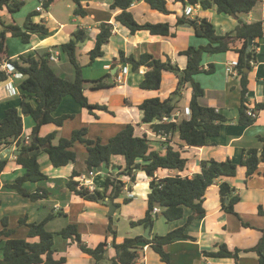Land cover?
Here are the masks:
<instances>
[{
  "label": "crops",
  "instance_id": "obj_1",
  "mask_svg": "<svg viewBox=\"0 0 264 264\" xmlns=\"http://www.w3.org/2000/svg\"><path fill=\"white\" fill-rule=\"evenodd\" d=\"M58 1H54L48 9L44 8L46 9L45 14H38L32 17L34 22L44 21L46 23L50 30L48 34H33L29 42H18L16 47L10 45V40L20 36L14 37L9 32L6 34L8 55L11 58H18L21 54L34 55L37 50H47L53 53V51L59 50L54 47L68 42L77 29L87 30L90 35L89 38L79 42L77 48L78 60L84 73L83 77L88 81L104 77L106 85L99 89H93L91 84L87 82L85 94L91 103L104 105L106 108L90 110L78 103L73 96L67 95L52 112V115L59 117L65 114H72L73 116L68 117L62 125H57L54 122L44 124L41 127L40 135L44 136L56 131L57 138L55 143H57L58 138H70L74 130L86 127L88 130L87 138L101 139L103 143H107L111 137L116 135L128 123H133L136 125L138 134L147 133L152 140L156 139V143L159 142L158 146L164 148L166 145L171 144L175 148L181 147L182 141L178 132L174 131L169 136V141H167L168 139L163 140L162 136L152 129L151 123L143 122L144 113L139 107L147 98L157 96L166 98L176 91L178 86L177 74L172 71L165 72L160 89H143L140 87V82L148 68L142 66L138 71H134L132 64L120 61V52L124 51L125 56L134 55L136 57L148 52L164 61L171 60L172 63L177 64L181 69L185 68L188 56L182 54V52L190 46L206 45L208 39L196 35L194 26L189 23L177 26L178 17L184 15V4L168 0V7L171 10L169 14L152 9L144 0L135 1L131 4L130 10L139 22H170L174 35L161 36L153 35L147 30H138L132 33L128 27L117 21L116 15L122 10L112 7L113 0H81L82 5L85 7L86 15L82 16L74 13L73 18H70L72 12L68 13V16L64 13H58V15L56 14L57 12H54V7L58 4ZM70 1L74 2L73 0ZM26 2L27 0H25ZM73 5L68 3L71 8H73ZM191 6L195 8V12L190 17L207 18L213 22L219 34L234 30L240 19L247 23L264 20V1L258 2L256 7L249 13L239 14L238 18L227 13L218 12L215 4L209 9H204L199 3ZM36 7L31 11L20 9L17 11L21 12L18 15H16L17 12L11 13L8 8H4L0 11V14L5 22L18 24L17 20L19 17L25 20L28 15L37 11ZM102 22H109L114 25L112 36L109 42L103 46L104 55L89 64V52L95 46L96 36L100 31L99 27ZM1 27L3 25L0 23ZM242 45L243 40H237L228 51L205 53L203 56L204 67L208 68L211 64H214L215 70L212 73L200 72L195 76V79L206 89L204 102L210 106H215L217 111L222 112L228 118V121L223 123L220 134L208 137V144L205 146L190 147L182 145L184 155L189 157L186 170L180 172L175 169H159L157 172L158 179L176 174L192 176L194 173L201 171L200 162L203 159L225 160L230 158L240 163L245 150L260 149L263 146L264 142H262L261 137H264V109L256 112L257 117L254 123L250 125H241L239 123L242 74L239 72L238 66L236 67V73L230 72L228 68L233 61H239L240 53L238 49ZM253 46L256 57L251 60L250 67L245 68L249 81V90L246 96L251 108L255 107L257 103H264V36L253 40ZM62 60L63 56L60 53L59 60L52 61L53 68L61 76L74 78V67L70 64L66 70L63 64L67 63H62ZM125 67L127 68V73L123 74ZM84 68L90 69L84 70ZM22 80V78L14 79L13 83L17 89L16 95H10L6 88V83L2 82L0 84V102H5L7 107L16 106L20 108L24 93ZM181 95L182 97L178 101L177 107L171 113L167 122L175 121L178 123L185 117V108L190 107L191 88L185 86L181 91ZM31 100L36 105L35 97L31 98ZM8 101H11V103H7ZM4 107L5 105L0 107V119L5 116L7 107L5 111ZM23 122V136H30L35 120L32 116H23ZM158 122L159 120L154 121V123ZM163 141H167V143L162 144ZM73 149L77 153L76 161L78 159V149H81L88 156L87 147L78 141ZM1 155L8 158V164L0 177V228H2V219L4 217L8 218L9 227L15 228L11 237L29 238V227L25 224L20 226L19 220L21 217H26L28 222H34L42 216L53 212L56 216L47 225L57 222L59 218L62 220L55 225L53 230L48 229L55 233V258L66 257L67 260L64 264H96V260L91 255L81 250L77 241L64 238L57 232L67 224L75 223L82 235V239L88 245L92 240H96V243H98L107 237L110 242L113 236L109 231V224L110 216H113L112 229L117 233V242L122 241L125 237L144 236L147 227L143 225L132 226L130 221L141 219L146 214L151 178H145L146 174L140 170H137L135 180H132L128 175L120 174L126 164L122 155L113 156L109 167L110 175H117L125 183L123 193L115 199L107 198L104 202L90 201L75 195L67 185L69 178L74 171L80 172V176L88 175V173L84 172L83 169H77L76 161L62 166H54L50 162L48 154H46L48 159L44 160L45 164H49L47 165V170L42 168L48 178L42 182L28 181L25 183V187L28 190L44 187L48 191V196L43 199L32 200L29 196L5 187V183L15 180L16 177L23 175L25 172V168L16 163L17 152L15 145L2 149ZM41 158L39 156L42 167ZM263 170L264 162L260 164L258 172L247 177L245 167L239 165L237 174L228 178V181L236 188V193L240 196L239 201L235 204V210L239 216L223 209L219 185L221 181L214 183L207 189L204 201L206 216L195 219L186 228V233L194 238H178L174 242L165 245V250L170 254L171 264L259 263L258 254L255 251H247L245 249L256 245L262 235L261 229L264 228V216L258 212L259 206L264 208ZM88 171L90 170L88 169ZM106 178L104 174L102 175V173L98 172L89 179L97 188L102 189ZM142 187H149L146 195L141 193ZM109 200H113L116 205L114 215H109ZM191 213L192 209L185 207L184 217L174 221H167L162 214L154 215V224L151 227L150 237L155 234L164 235L175 228L183 226ZM123 218L130 223V230L127 231V236L119 234V224ZM242 220L249 222L251 226H245ZM7 238L0 237V257L3 255L2 246ZM222 243L227 244L231 250L242 249L238 259L206 255V251L217 250ZM142 246L144 249L141 252L140 259L143 264H165L159 253L151 245L143 244ZM107 250L106 258L97 264H111V258L116 254V251L111 245H108Z\"/></svg>",
  "mask_w": 264,
  "mask_h": 264
},
{
  "label": "trees",
  "instance_id": "obj_2",
  "mask_svg": "<svg viewBox=\"0 0 264 264\" xmlns=\"http://www.w3.org/2000/svg\"><path fill=\"white\" fill-rule=\"evenodd\" d=\"M44 8L48 9L56 0H42ZM76 4L74 13L76 15H86L85 7L81 0H73ZM135 1L141 0H113L112 7L120 8L122 11L116 15L117 21L128 27L132 33L138 30H147L153 35L168 36L174 35L170 22H139L130 6ZM152 9L162 13L169 14L171 10L168 7V0H144ZM182 2L185 8L188 5L199 3L204 9L211 8L214 4L220 13H227L235 17L239 14L249 13L258 2L264 0H173ZM25 4V0H0V11L8 8L11 13L17 12ZM40 14L38 11L32 12L25 19L24 25L17 23H7L0 14V66L3 60H7L16 70L23 73L22 88L23 97L21 107L9 106L5 111V116L0 119V177L8 164V158L1 155L2 149L15 144L17 158L16 163L25 168L23 175L16 177L15 180L5 183V187L14 189L18 193L29 196L32 200L43 199L48 196V191L44 187H37L35 190H28L25 183L38 182L47 179L48 176L42 170L39 156L46 153L50 162L54 166L66 165L75 162L77 153L73 149L78 141L84 144L88 150L86 164L89 170L100 166L104 160L107 165H111V158L115 155H122L125 158V168L120 174L128 175L132 180L136 179L137 170H144L151 178L150 191L148 193V209L143 218L130 221L132 226L143 225L148 227L154 224V215L162 214L167 221H174L184 217L185 207L192 209L186 223L175 228L164 235H153L147 238L143 235L135 237H125L117 242V233L112 229L113 216H110L109 231L112 233V240L108 237L99 242L95 247L89 246L79 232L75 223L67 224L57 233L64 238H70L78 242L81 250L91 255L96 264L106 258L108 245L115 248L116 254L111 258V264H143L141 261V252L144 249L143 244L151 245L159 253L165 264H171L170 254L165 250V245L170 244L178 238H194L186 233L187 226L197 218L206 216L204 207L205 194L207 189L221 181L220 194L222 207L229 213L237 216L235 204L240 196L236 193V188L231 185L228 178L237 174L238 166L242 165L246 169V176L250 177L259 171L260 164L264 162V144L258 148L245 150L240 163L227 158L225 160L203 159L200 162L201 171L190 175H170L157 178L159 169H171L183 172L187 168L189 157L184 155L182 145L187 146H205L208 137L220 134L224 122L228 121L225 114L217 111L215 106H210L204 102L206 89L195 79L200 72L212 73L215 70L214 64L208 68L204 67L203 56L205 53H220L228 51L237 40H243V45L238 49L239 61L238 70L242 74L241 105L239 108V123L241 125H250L256 121L257 116L249 115L247 111L253 109L258 112L264 109V103H257L255 107H250L247 99L249 90L247 74L245 68L250 67L251 60L256 57L254 46L249 48L250 37L255 40L264 36V20L247 23L243 19L239 20L237 27L225 34L217 33L216 27L205 17L191 18L184 13L178 17L177 26L189 23L194 26L196 35L208 39L206 45L190 46L182 52L188 56L187 66L181 69L171 60H162L155 57L152 53H142L139 57L134 55L125 56L124 51L120 52V61L132 64L133 70L138 71L142 66H146L140 87L148 90L160 89L163 75L167 71L175 72L178 76V86L169 97L160 96L147 98L140 105L143 111V122L151 123L155 131L163 130L169 141V136L175 131L178 132L182 145L175 148L171 144L163 149L154 146L152 139L147 133L138 134L136 125L128 123L116 135L110 138L107 143L101 139H90L86 135V127L73 131L70 138L60 137L55 143L57 132L53 131L47 135L41 136L40 130L44 124L54 122L62 125L72 114H65L54 117L52 112L60 105L63 98L71 95L82 106L94 110L104 109L106 106L93 104L85 94V85L90 83L93 89H99L106 85L104 77L88 81L83 77L82 65L77 56L78 43L89 38V32L85 29H77L73 37L65 43L56 45L62 56H65L75 69L74 78L59 75L52 66L50 59L51 51L37 50L34 55H19L18 58H11L8 55V44L6 34L9 32L13 36H20L24 42H29L33 34L46 35L49 28L44 21L34 22L32 17ZM114 25L109 22L100 24V31L96 36L94 48L89 52V64L98 57L104 55L103 46L108 43L112 36ZM255 43V42H254ZM255 45V44H254ZM8 79V75L0 68V84ZM188 86L191 88V98L189 106L192 110L190 118H183L180 122H159L164 116H169L177 107L181 99L182 89ZM35 97L36 105L32 103L31 98ZM23 116H32L35 125L30 133L31 141L26 143L24 132ZM264 142V137H261ZM157 141V140H156ZM163 141L162 144L167 143ZM37 151L35 154H32ZM264 175V170L262 172ZM80 172L74 171L69 178L67 185L72 192L83 199L90 201H106V199H115L119 197L124 190V182L117 175H109L106 178L102 189L97 188L91 191L88 187L80 184L78 177ZM1 185V179H0ZM111 188V189H110ZM117 206H119L117 204ZM158 206L160 212L154 213V208ZM259 214L264 216L263 206H259ZM56 215L53 212L42 216L34 222H28L26 217H21L20 225L29 227L28 239L13 238L12 233L15 228L9 227L8 218L2 219V228H0V237H8L2 246L3 255L0 257V264H64L66 257L56 259L54 256V232L47 229V223ZM243 221V220H242ZM245 226H251L249 222L243 221ZM262 235L259 241L253 247L245 249L255 251L259 256V263L264 264V228L261 229ZM142 244V245H141ZM240 248L229 249L227 244L222 243L214 251H206V255L214 257H232L238 259Z\"/></svg>",
  "mask_w": 264,
  "mask_h": 264
},
{
  "label": "rangeland",
  "instance_id": "obj_3",
  "mask_svg": "<svg viewBox=\"0 0 264 264\" xmlns=\"http://www.w3.org/2000/svg\"><path fill=\"white\" fill-rule=\"evenodd\" d=\"M93 1H97V0H93ZM68 3H70V4H74L73 5V8H71V7H69L68 6ZM39 4V0H27V2L23 5V7L21 8V10H24V9H28L29 11H31V10H33L37 5ZM75 7H76V4L74 3V2H72V1H70V0H59L58 1V4L54 7V12H57L56 14H58V13H64L65 15H67L68 16V13H71L72 12V16L70 15V18H73V16H74V9H75ZM92 10H94V9H92ZM19 13H21V12H17L16 13V15H18ZM40 14L39 15H41V14H45L46 13V9H44L43 11H41V12H39ZM59 15V14H58ZM18 24L19 25H21V26H23L24 25V22H25V20H23L22 18H18ZM15 37V36H14ZM23 42V40H22V38L21 37H15V38H12L11 40H10V45L12 46V47H16L17 46V44H18V42L20 43V42ZM65 56H63V60H62V63H67V64H63V66H64V68L67 70L68 69V67H69V65H70V62H68V60H67V58L65 57ZM55 65V64H54ZM88 69H90V68H84V70H88ZM83 76H84V73H83ZM18 99V98H17ZM5 102H0V107H2V105H5V107H4V111H5V108L7 107V104L5 103ZM7 103H11V101L9 102H7ZM30 119H31V117H29ZM152 142H153V144H154V146H158L157 144L159 143H156L157 141H156V139H153L152 140ZM161 144V143H160ZM157 148H161V149H163L161 146H158ZM78 151V159H77V161L75 162V165H76V168L78 169H83V171L85 172H87L88 173V176H89V171H88V167H87V164H86V153L85 152H82L81 151V149H78L77 150ZM84 151V150H83ZM83 154V155H82ZM40 156L42 157L41 159H42V168L44 169V170H47V165H49V164H45L44 163V160L45 159H48L47 158V155L46 154H44V153H42V154H40ZM43 156H46V157H43ZM84 156V157H83ZM48 163H49V161H48ZM140 171H142V172H144L145 174H146V172L144 171V170H140ZM103 175V174H102ZM147 175V174H146ZM145 175V178L147 177V178H149V176L147 175L146 176ZM91 177V176H90ZM92 178V177H91ZM44 180H46V179H44ZM44 180H41V181H39V182H42V181H44ZM142 189V194H144V195H146L147 193H148V189H149V187H142L141 188ZM122 203H123V201H122ZM127 205V204H126ZM60 221H62L61 220V218H59V220L57 221V222H53L52 224H49V225H47V229H50V230H53V228L55 227V225L56 224H58ZM21 226V225H20ZM130 230V223H129V221L128 220H126V219H122V222L119 224V234L120 235H125V236H127V231H129ZM62 236V235H61ZM125 236H123V237H125ZM102 241V240H101ZM100 242V241H99ZM98 242V243H99ZM90 244H89V246H91V247H95V245H97L98 243H96V240H92V241H90L89 242Z\"/></svg>",
  "mask_w": 264,
  "mask_h": 264
},
{
  "label": "built area",
  "instance_id": "obj_4",
  "mask_svg": "<svg viewBox=\"0 0 264 264\" xmlns=\"http://www.w3.org/2000/svg\"><path fill=\"white\" fill-rule=\"evenodd\" d=\"M36 10L37 11H43L44 10V5H43V1L42 0H39V4L37 5L36 7ZM195 12V8L191 5H188L185 9H184V13L186 15H192L194 14ZM59 55H60V50H57V51H53V53L51 54L50 56V59L52 61H57L59 60ZM253 63V61H252ZM238 66V61H233L230 65V67L228 68V70L230 72H233V73H236L237 70H236V67ZM1 70L5 71L6 74L8 75V79L5 81L6 83V88L7 90L9 91V94L10 95H16L17 94V89H16V86H14V79L16 78H23V73L19 70H16L14 68L13 65H11L7 60H3L1 62V66H0ZM127 73V68L125 67L123 69V74H126ZM247 113L249 115H253V116H256L257 113L253 110V109H249L247 111ZM185 117L184 118H190V116L192 115V110L190 107H186L185 108V113H184ZM170 116H164V118L159 122H164V123H167V120L170 119ZM158 122V123H159ZM171 122V121H170ZM158 135L162 136V139H168L167 138V134L163 131V130H160V131H157ZM25 141L26 143H29L31 141V137L29 135L25 136ZM15 148H16V142H15ZM98 172L93 169V170H90L89 171V176L88 175H81L78 177V180L80 182L81 185L83 186H86L88 187L91 191L95 190L97 186L94 185V183L89 179L90 176L93 177L94 175H96ZM125 189H127V187H125ZM157 212H160V208L158 206H156L154 208V213H157Z\"/></svg>",
  "mask_w": 264,
  "mask_h": 264
},
{
  "label": "water",
  "instance_id": "obj_5",
  "mask_svg": "<svg viewBox=\"0 0 264 264\" xmlns=\"http://www.w3.org/2000/svg\"><path fill=\"white\" fill-rule=\"evenodd\" d=\"M252 46H253V38L250 37V39H249V48H251ZM36 152L37 151H34L32 154H35ZM94 169L96 171H98L99 173L104 174L105 177H108L110 175V173H111L110 167L107 165V161L106 160H104V162L100 166L94 167ZM108 207H109V215H114L115 210H116V205H115L113 200H109L108 201ZM150 232H151V225H149L146 228L144 236L147 237V238H150V236H151Z\"/></svg>",
  "mask_w": 264,
  "mask_h": 264
}]
</instances>
